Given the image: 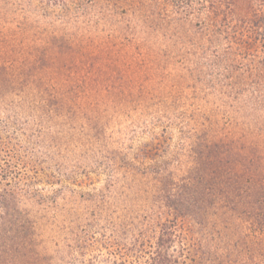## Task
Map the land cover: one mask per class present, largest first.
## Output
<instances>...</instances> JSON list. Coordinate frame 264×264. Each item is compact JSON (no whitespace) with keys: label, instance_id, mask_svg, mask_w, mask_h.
I'll list each match as a JSON object with an SVG mask.
<instances>
[{"label":"rangeland","instance_id":"374dc122","mask_svg":"<svg viewBox=\"0 0 264 264\" xmlns=\"http://www.w3.org/2000/svg\"><path fill=\"white\" fill-rule=\"evenodd\" d=\"M0 72V264H264V0H0Z\"/></svg>","mask_w":264,"mask_h":264},{"label":"trees","instance_id":"16d2710c","mask_svg":"<svg viewBox=\"0 0 264 264\" xmlns=\"http://www.w3.org/2000/svg\"><path fill=\"white\" fill-rule=\"evenodd\" d=\"M4 75L0 72V100L4 99V91L7 92L8 87L3 86ZM10 195V194H9ZM8 192L0 188V227L5 225V212L2 210L7 206ZM167 209L166 218L163 222L155 221L157 235L155 237L150 250L145 252L147 254L146 261L144 264H186L189 261L190 264H203L201 262L202 246L198 244L196 247L194 244L191 246L182 245L181 252L178 256H173L169 253L172 243L176 242L180 236L175 233V227L178 226L179 221H184L185 215L182 214L178 206L167 203L163 205ZM2 230L0 229V236ZM140 245V243H139ZM196 249V250H194ZM200 249V250H198ZM199 252V253H198ZM204 253V252H203ZM196 254V255H195Z\"/></svg>","mask_w":264,"mask_h":264}]
</instances>
